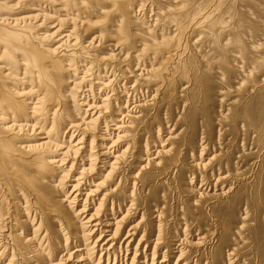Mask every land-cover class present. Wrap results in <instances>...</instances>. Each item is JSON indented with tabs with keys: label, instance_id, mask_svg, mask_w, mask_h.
I'll list each match as a JSON object with an SVG mask.
<instances>
[{
	"label": "bare ground",
	"instance_id": "1",
	"mask_svg": "<svg viewBox=\"0 0 264 264\" xmlns=\"http://www.w3.org/2000/svg\"><path fill=\"white\" fill-rule=\"evenodd\" d=\"M151 1L0 0V261L264 264V0Z\"/></svg>",
	"mask_w": 264,
	"mask_h": 264
},
{
	"label": "rangeland",
	"instance_id": "2",
	"mask_svg": "<svg viewBox=\"0 0 264 264\" xmlns=\"http://www.w3.org/2000/svg\"><path fill=\"white\" fill-rule=\"evenodd\" d=\"M141 2H142V0H141ZM140 2V3H141ZM147 2H148V5H147ZM152 5V6H151ZM153 2L150 0H145V2H144V4H143V6L144 7H142L143 9L141 10V11H139V13H137V16H135V17H137L138 19H140V21H138V23L139 24H141L142 23V25L143 26H141V28L142 29H146L147 27H150V26H152L153 25V23H154V20L156 19L155 18V8L153 7ZM111 6V4H109V5H107V6H105L104 4H100V5H98L97 6V8L96 9H98L99 11H100V9L99 8H101V10L103 9V8H105L104 10H107V9H109V7ZM138 6V8L137 9H139V5H137ZM146 6V7H145ZM149 7V8H148ZM154 10H153V9ZM147 9V10H146ZM144 10V11H143ZM150 10V11H149ZM152 10V11H151ZM49 10H46V12L47 13H49L48 12ZM154 11V12H153ZM140 12H141V14H140ZM144 12H146V13H144ZM152 13V14H151ZM150 14V15H149ZM140 16V18H139V16ZM94 16H97L96 14H94ZM92 17V16H90L89 18L90 19H92L93 21H98L96 18L97 17ZM150 16V17H149ZM153 16V17H152ZM63 18H65V16H62ZM92 17V18H91ZM146 17V18H145ZM152 17V18H151ZM96 19V20H95ZM145 19V20H144ZM152 19V20H151ZM148 21H150V22H148ZM152 21V22H151ZM144 23V24H143ZM150 25V26H149ZM147 26V27H146ZM152 28V27H151ZM144 29V30H145ZM46 31V30H45ZM41 32H44V31H41ZM95 36V35H94ZM102 45V44H101ZM103 45H105V43H103ZM102 45V46H103ZM118 47H116L115 49H117ZM108 52V51H107ZM108 53H111V54H114L115 52L114 51H109ZM139 70V69H138ZM99 73V72H98ZM83 76V74H80V77H82ZM101 76H105L106 78H110L111 80L113 79V76H111L109 73H102V75H100V77H98V78H100L101 80H104ZM109 76V77H108ZM90 78V76L88 77V79ZM99 82V81H98ZM87 89V88H86ZM80 92H79V94H78V96H82V93H81V90H79ZM91 98L93 99L94 97L93 96H91ZM90 97H89V99H90V102L92 101V99H91ZM89 102V101H88ZM89 102V103H90ZM93 102H91L90 104H92ZM133 104H131V106H132ZM85 109H86V107H84ZM84 117L85 116V114L84 113H82V114H80V117ZM78 117V116H77ZM79 117V118H80ZM78 118V119H79ZM115 123V122H114ZM34 124V123H33ZM37 127H39V126H37ZM167 134H164V136H166ZM77 136V135H76ZM90 136H93V135H90ZM113 139H114V137H113ZM159 140V139H158ZM203 142V141H202ZM154 145H155V143H154ZM127 145H125L123 148H125ZM156 146V145H155ZM206 158H208V156L207 157H205V159ZM177 179V178H176ZM67 191H69V189H67L66 188V191L63 193L64 195L65 194H67L68 192ZM67 195H69V193L67 194ZM66 195V196H67ZM181 198H183V199H186V197H184L183 195H181L180 196ZM171 204H173V206H175L174 207V209H175V214H172V219H171V223H172V225L174 224V223H176V221H177V217H176V215H177V213L180 211V209H179V211H178V206H180L181 204H180V201H179V199H177L176 201L174 200ZM143 208V207H142ZM141 221V216H136V218L135 219H133V221H132V226L133 225H135V224H137V223H139ZM210 224L209 223H206V224H202L201 226H200V228L197 226H195L194 228L193 227H191L190 229H191V231L193 230V232H194V234L192 235V233L191 234H189L188 236H187V238H191V237H189V236H193V237H195V236H197L198 235V233L200 232L202 235L201 236H203L205 233H209V237H212V239H211V241H210V244L212 243V240L213 239H218L219 237H220V234H221V232H219V230H216L217 229V227L216 226H210V227H208ZM131 229V227L130 228H128L127 230H125L124 232H123V234H122V239H121V241H122V243H124V239L126 238V233H127V231H129ZM194 229H199V232L198 233H196L195 231H194ZM230 231V230H229ZM188 234V233H187ZM141 236H142V233L141 234H139V237H138V239L135 241V243L132 245V247H130V249H129V251L130 252H128L129 254H127L126 252H123L122 253V255H117V259H116V262H117V264H120V263H122L123 262V260H124V262H126L127 260H128V264H130V260H131V258L133 257V253L134 252H131V251H133L134 249L133 248H135L136 246H137V244H138V241L140 240V238H141ZM98 237V236H97ZM97 237H96V239H97ZM180 238H182L183 239V237L184 236H182V235H180L179 236ZM124 240V241H123ZM94 241H96V240H94ZM119 243H121V242H119ZM125 247L127 246V244L125 245V243L123 244ZM135 246V247H134ZM132 248V249H131ZM199 248V250H197L196 252L197 253H195V257H194V259L196 260V256H198L199 255V253L202 251V250H204L205 248H200V247H198ZM127 250V249H126ZM247 250V249H246ZM246 250H241V253L242 252H246ZM163 252V251H162ZM151 253V252H150ZM98 255V256H97ZM96 255V257L97 258H99V256H100V253L99 254H97ZM140 255V254H139ZM245 255H247L246 253H244L243 255L241 254V255H239L240 256V258L241 259H244L245 258ZM118 256H119V258H118ZM194 256V255H193ZM192 256V257H193ZM191 257V256H190ZM140 258V257H139ZM6 259L8 260V261H5L4 259L3 260H1L0 261V264H7L8 262H9V260H10V258H9V256H7L6 257ZM120 260V261H119ZM126 260V261H125ZM194 260V261H195ZM119 261V262H118ZM143 261V260H142ZM141 261V262H142ZM175 260H172L171 262H170V264H175V262H174ZM158 262H161V259H159L158 260ZM221 263H224V262H221ZM14 264H21V262L19 261H16ZM110 264H113V260H111L110 261ZM192 264H194V262L192 263ZM202 264H204V263H202ZM236 264H240V262H238V263H236ZM252 264V263H251Z\"/></svg>",
	"mask_w": 264,
	"mask_h": 264
}]
</instances>
